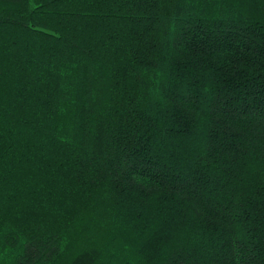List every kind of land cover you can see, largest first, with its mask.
<instances>
[{
  "label": "trees",
  "instance_id": "trees-1",
  "mask_svg": "<svg viewBox=\"0 0 264 264\" xmlns=\"http://www.w3.org/2000/svg\"><path fill=\"white\" fill-rule=\"evenodd\" d=\"M0 264H264V0H0Z\"/></svg>",
  "mask_w": 264,
  "mask_h": 264
}]
</instances>
